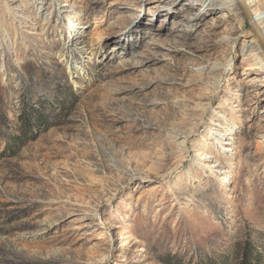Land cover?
<instances>
[{"label": "rangeland", "instance_id": "obj_1", "mask_svg": "<svg viewBox=\"0 0 264 264\" xmlns=\"http://www.w3.org/2000/svg\"><path fill=\"white\" fill-rule=\"evenodd\" d=\"M200 3L0 0V264H264V50Z\"/></svg>", "mask_w": 264, "mask_h": 264}, {"label": "bare ground", "instance_id": "obj_2", "mask_svg": "<svg viewBox=\"0 0 264 264\" xmlns=\"http://www.w3.org/2000/svg\"><path fill=\"white\" fill-rule=\"evenodd\" d=\"M241 1L244 5H246L247 8L250 7L248 2H244L245 0ZM200 2V7H204L202 10L205 11V13H211V11L224 15H231L234 12L239 13V2L237 0H200ZM250 15L252 23L259 29L261 34L264 36V12H255L253 14L251 13ZM258 52L262 53L259 48ZM85 252H88V250H86Z\"/></svg>", "mask_w": 264, "mask_h": 264}, {"label": "water", "instance_id": "obj_3", "mask_svg": "<svg viewBox=\"0 0 264 264\" xmlns=\"http://www.w3.org/2000/svg\"><path fill=\"white\" fill-rule=\"evenodd\" d=\"M237 1L239 2V4L241 5V7L243 9V13H244V16L246 18V22L251 27V29L253 31V34L256 36L257 40L259 41V44H260L261 48L264 50V38L260 34V32L257 29V27L252 23L251 15H250V12H249L248 8L243 4V2L241 0H237Z\"/></svg>", "mask_w": 264, "mask_h": 264}]
</instances>
